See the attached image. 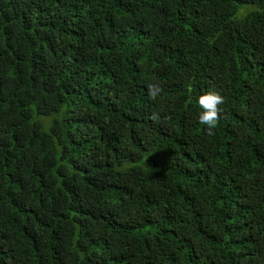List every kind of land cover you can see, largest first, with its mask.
<instances>
[{
  "label": "trees",
  "instance_id": "obj_1",
  "mask_svg": "<svg viewBox=\"0 0 264 264\" xmlns=\"http://www.w3.org/2000/svg\"><path fill=\"white\" fill-rule=\"evenodd\" d=\"M0 264H264V0H0Z\"/></svg>",
  "mask_w": 264,
  "mask_h": 264
},
{
  "label": "clouds",
  "instance_id": "obj_2",
  "mask_svg": "<svg viewBox=\"0 0 264 264\" xmlns=\"http://www.w3.org/2000/svg\"><path fill=\"white\" fill-rule=\"evenodd\" d=\"M159 92V88L150 85L148 94L155 96ZM224 98L217 92H208L201 95L197 99V104L202 111L198 114L197 120L200 125L206 126L205 130L211 134V130L215 128L218 120V105L223 104Z\"/></svg>",
  "mask_w": 264,
  "mask_h": 264
},
{
  "label": "rangeland",
  "instance_id": "obj_3",
  "mask_svg": "<svg viewBox=\"0 0 264 264\" xmlns=\"http://www.w3.org/2000/svg\"><path fill=\"white\" fill-rule=\"evenodd\" d=\"M244 13H245V9L244 8H240L238 17L244 15Z\"/></svg>",
  "mask_w": 264,
  "mask_h": 264
}]
</instances>
